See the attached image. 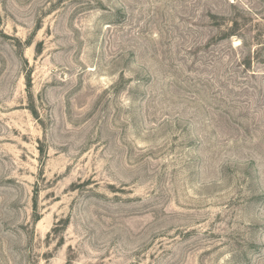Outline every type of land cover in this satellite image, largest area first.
<instances>
[{"label": "rangeland", "instance_id": "374dc122", "mask_svg": "<svg viewBox=\"0 0 264 264\" xmlns=\"http://www.w3.org/2000/svg\"><path fill=\"white\" fill-rule=\"evenodd\" d=\"M0 264H264V0H0Z\"/></svg>", "mask_w": 264, "mask_h": 264}]
</instances>
